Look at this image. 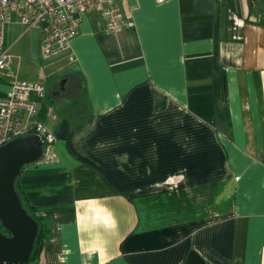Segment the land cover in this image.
I'll list each match as a JSON object with an SVG mask.
<instances>
[{
    "label": "crops",
    "instance_id": "crops-1",
    "mask_svg": "<svg viewBox=\"0 0 264 264\" xmlns=\"http://www.w3.org/2000/svg\"><path fill=\"white\" fill-rule=\"evenodd\" d=\"M59 56L12 13L0 98L41 83L53 160L19 184L49 207L36 264H264V0H125Z\"/></svg>",
    "mask_w": 264,
    "mask_h": 264
},
{
    "label": "built area",
    "instance_id": "built-area-1",
    "mask_svg": "<svg viewBox=\"0 0 264 264\" xmlns=\"http://www.w3.org/2000/svg\"><path fill=\"white\" fill-rule=\"evenodd\" d=\"M125 0H0V69L11 72L12 56L2 42L3 26L15 13L27 26L42 32L41 51L45 58L64 54L69 42L79 31L81 16L97 12L104 21L105 30L118 32L132 27V20H123L121 4ZM164 1V0H156ZM43 85L14 81L7 97L0 98V146L23 137L37 134L42 141V159L53 160L51 152L54 135L42 123L33 120L36 102L31 93L41 95Z\"/></svg>",
    "mask_w": 264,
    "mask_h": 264
},
{
    "label": "water",
    "instance_id": "water-1",
    "mask_svg": "<svg viewBox=\"0 0 264 264\" xmlns=\"http://www.w3.org/2000/svg\"><path fill=\"white\" fill-rule=\"evenodd\" d=\"M42 145L37 134H29L0 146V223L10 234L0 231V264H24L29 259L37 223L22 209L13 180L25 165L42 157ZM185 264L210 263L190 251Z\"/></svg>",
    "mask_w": 264,
    "mask_h": 264
},
{
    "label": "trees",
    "instance_id": "trees-1",
    "mask_svg": "<svg viewBox=\"0 0 264 264\" xmlns=\"http://www.w3.org/2000/svg\"><path fill=\"white\" fill-rule=\"evenodd\" d=\"M29 134L30 133H27L24 136H27ZM41 159H42V157L39 160H41ZM22 169H21V171H22ZM20 172H19V174H20ZM19 174L13 180L14 191L16 193V196L20 202L22 209L30 217H32L37 223V230H36L35 238H34V241L32 244L31 253H30L28 261L25 262L24 264H36V262L39 258L42 246H43V241L45 238H47L48 232H49L48 217L45 214V212L51 208L42 207V206H35L30 202L25 190L22 189L20 184H19ZM0 231L7 236L10 235L9 232L2 227L1 223H0Z\"/></svg>",
    "mask_w": 264,
    "mask_h": 264
}]
</instances>
